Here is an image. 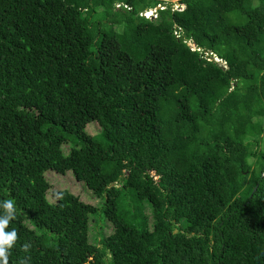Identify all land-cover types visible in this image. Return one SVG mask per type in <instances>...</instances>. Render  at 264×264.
I'll use <instances>...</instances> for the list:
<instances>
[{
  "label": "trees",
  "instance_id": "16d2710c",
  "mask_svg": "<svg viewBox=\"0 0 264 264\" xmlns=\"http://www.w3.org/2000/svg\"><path fill=\"white\" fill-rule=\"evenodd\" d=\"M177 1L0 0L9 264H264V0ZM48 171L103 198L112 233L92 241L99 209L50 199ZM126 191L151 219L121 213Z\"/></svg>",
  "mask_w": 264,
  "mask_h": 264
},
{
  "label": "rangeland",
  "instance_id": "374dc122",
  "mask_svg": "<svg viewBox=\"0 0 264 264\" xmlns=\"http://www.w3.org/2000/svg\"><path fill=\"white\" fill-rule=\"evenodd\" d=\"M167 2H172V3H177V0H167ZM155 11V10H154ZM155 14V13H154ZM236 13H232V14H228L227 17L228 19H232L235 16ZM89 18L92 22H96L94 23L95 26V32H98V30L102 27V28H106V21L103 19V16L101 15V12L99 9L96 10V13H92L91 15H89ZM242 22H245V20L243 19ZM192 47L194 48V45H192ZM97 124L96 122L90 123L87 126V130L88 132L95 137V139L102 143L105 144L102 136H101V131L99 126L94 125ZM81 147V142L79 140H77L74 137H69L68 138V143H66L63 146V152L64 154L68 155L69 154V149L68 147L71 149L72 147ZM151 175L154 177V179L158 180L159 179V175H157L155 172H152ZM46 179L48 180V182L51 184L52 188L50 189L49 192V198H52V194L55 191H59V190H68L70 192H72L74 195L78 196L81 198V200L87 204L93 205L95 207H97L99 209V211L95 214L92 215L91 218L94 220H97V224H91V227L93 226L94 228V233L91 231V240L95 241L97 238H100V236L98 234H96V232L103 227V229L101 230L104 231V234L106 236L110 235L113 231V227L111 224H106V221L104 219V215L102 212V208L104 205V199L103 198H98L93 196L92 192L90 190H88V188L86 187V185L84 183L78 182L75 178V176L73 175L72 172H67L65 175H60L57 174L55 172L52 171H48L45 174ZM148 204V205H147ZM145 204L144 202H140L137 199H135L133 192L131 191H126V193L124 194V196L122 197V199L119 202V209L121 211V213H125V215H127L128 217H133L136 215L137 220L138 221H142L146 215H148L151 219L152 214H151V206L149 203ZM146 205V206H145ZM143 207H145V210L143 209ZM148 207V209H147Z\"/></svg>",
  "mask_w": 264,
  "mask_h": 264
},
{
  "label": "clouds",
  "instance_id": "9594fccd",
  "mask_svg": "<svg viewBox=\"0 0 264 264\" xmlns=\"http://www.w3.org/2000/svg\"><path fill=\"white\" fill-rule=\"evenodd\" d=\"M149 12V11H148ZM0 264H9L10 249L14 247L16 241L19 239L18 233L15 229L6 231L9 223L15 219L16 207L14 201L9 198L0 201ZM32 244L25 242L21 251L27 253L30 251ZM31 257L26 256L18 261V264H30Z\"/></svg>",
  "mask_w": 264,
  "mask_h": 264
},
{
  "label": "built area",
  "instance_id": "2783aa9c",
  "mask_svg": "<svg viewBox=\"0 0 264 264\" xmlns=\"http://www.w3.org/2000/svg\"><path fill=\"white\" fill-rule=\"evenodd\" d=\"M159 9H164V7H158ZM185 6L179 4L178 2L177 3H174V10H184ZM156 10L155 11H149L147 12L146 11V17H156ZM155 13V14H154ZM192 46V45H191ZM195 49V46L193 48V50ZM217 61H220L222 62L223 64H226L225 61H222L220 59H217Z\"/></svg>",
  "mask_w": 264,
  "mask_h": 264
},
{
  "label": "water",
  "instance_id": "95a60500",
  "mask_svg": "<svg viewBox=\"0 0 264 264\" xmlns=\"http://www.w3.org/2000/svg\"><path fill=\"white\" fill-rule=\"evenodd\" d=\"M140 15L146 17V11L145 12H141Z\"/></svg>",
  "mask_w": 264,
  "mask_h": 264
}]
</instances>
